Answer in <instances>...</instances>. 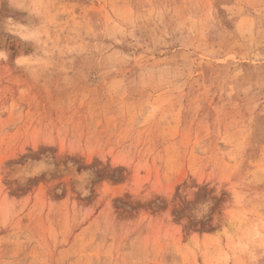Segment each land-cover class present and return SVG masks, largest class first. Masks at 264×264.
Here are the masks:
<instances>
[{
    "label": "rangeland",
    "instance_id": "obj_1",
    "mask_svg": "<svg viewBox=\"0 0 264 264\" xmlns=\"http://www.w3.org/2000/svg\"><path fill=\"white\" fill-rule=\"evenodd\" d=\"M0 264H264V0H0Z\"/></svg>",
    "mask_w": 264,
    "mask_h": 264
}]
</instances>
